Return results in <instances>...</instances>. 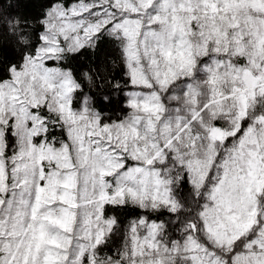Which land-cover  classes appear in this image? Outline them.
<instances>
[{
    "label": "snow or ice",
    "instance_id": "snow-or-ice-1",
    "mask_svg": "<svg viewBox=\"0 0 264 264\" xmlns=\"http://www.w3.org/2000/svg\"><path fill=\"white\" fill-rule=\"evenodd\" d=\"M0 264H264V0H0Z\"/></svg>",
    "mask_w": 264,
    "mask_h": 264
}]
</instances>
